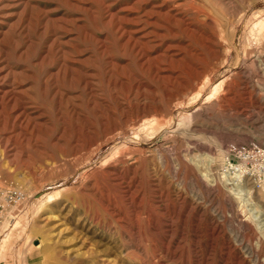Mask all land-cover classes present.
Segmentation results:
<instances>
[{"label":"rangeland","instance_id":"374dc122","mask_svg":"<svg viewBox=\"0 0 264 264\" xmlns=\"http://www.w3.org/2000/svg\"><path fill=\"white\" fill-rule=\"evenodd\" d=\"M3 188L0 264H264V0H0Z\"/></svg>","mask_w":264,"mask_h":264},{"label":"built area","instance_id":"2783aa9c","mask_svg":"<svg viewBox=\"0 0 264 264\" xmlns=\"http://www.w3.org/2000/svg\"><path fill=\"white\" fill-rule=\"evenodd\" d=\"M263 149L256 144L235 145L230 144L225 147L222 160L219 165L221 173H227L229 178L240 179L244 177H255L259 169L254 160ZM22 197L20 191L12 188L0 190V202L17 201Z\"/></svg>","mask_w":264,"mask_h":264},{"label":"bare ground","instance_id":"6f19581e","mask_svg":"<svg viewBox=\"0 0 264 264\" xmlns=\"http://www.w3.org/2000/svg\"><path fill=\"white\" fill-rule=\"evenodd\" d=\"M109 15H111V14H109ZM107 18V17H106ZM173 18V17H172ZM174 21V20H173ZM188 30V29H187ZM86 34V33H85ZM126 41V40H125ZM134 41V40H133ZM24 51V50H23ZM63 66H64V64H63ZM60 68V67H59ZM75 80V79H74ZM223 80V79H222ZM213 89H215V87L213 88ZM15 98V97H14ZM222 175L223 176H226L227 178H228V174L227 173H222ZM19 191V190H18ZM23 196V195H22ZM11 204H13V203H11Z\"/></svg>","mask_w":264,"mask_h":264}]
</instances>
